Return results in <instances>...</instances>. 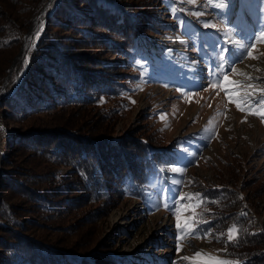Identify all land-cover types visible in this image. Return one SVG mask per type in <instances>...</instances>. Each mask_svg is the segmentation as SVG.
Returning a JSON list of instances; mask_svg holds the SVG:
<instances>
[{
	"label": "trees",
	"instance_id": "obj_1",
	"mask_svg": "<svg viewBox=\"0 0 264 264\" xmlns=\"http://www.w3.org/2000/svg\"><path fill=\"white\" fill-rule=\"evenodd\" d=\"M46 1L0 0V84ZM153 3L58 0L44 19L24 73L0 101L1 124L13 125L0 151V264H92L83 257L98 214L127 196L142 198L149 175L166 172L176 158V140L164 143L144 131L113 139L117 108L99 104L129 83L126 66L105 56L132 58L137 35L161 23ZM91 111L103 126L94 124ZM243 187L200 189L196 221L202 233L235 225L225 255L239 264H264V220L262 231L253 232ZM263 190L264 180L250 203ZM103 254L91 256L113 263Z\"/></svg>",
	"mask_w": 264,
	"mask_h": 264
},
{
	"label": "rangeland",
	"instance_id": "obj_2",
	"mask_svg": "<svg viewBox=\"0 0 264 264\" xmlns=\"http://www.w3.org/2000/svg\"><path fill=\"white\" fill-rule=\"evenodd\" d=\"M148 1L158 7L161 23L157 30L137 35L139 47L132 58L105 56L107 63L126 66L129 83L121 94L103 97L99 104L117 108L113 139L144 131L164 143L176 140L178 153L166 172L149 175L142 198L127 196L98 214L83 259L92 264H239L224 252L237 227L202 233L196 213L203 187L244 185L240 193L253 232L262 231L264 190L253 203L249 197L264 180V120L255 114L261 104L251 98L259 99L264 89V0ZM46 16L34 22L33 28H39L26 39L30 43L18 58L21 72L2 98L24 73ZM90 47V52L100 50ZM225 78L235 85L225 87ZM236 98L243 110L233 102ZM90 113L101 126L97 112ZM12 129L0 121V151ZM0 166L2 170V157ZM95 253L112 256L113 263L95 261Z\"/></svg>",
	"mask_w": 264,
	"mask_h": 264
},
{
	"label": "water",
	"instance_id": "obj_3",
	"mask_svg": "<svg viewBox=\"0 0 264 264\" xmlns=\"http://www.w3.org/2000/svg\"><path fill=\"white\" fill-rule=\"evenodd\" d=\"M50 1L51 0H47L46 1V3L40 8V10H39V12L37 13V15L31 20V23H30V25H29V29H28V31L24 34V36H23V38H22V44H21V46H20V48H19V52L16 54V56L13 58V60H12V62H11V64H10V66H9V68L7 69L8 70V73H7V75L5 76V78H4V80H3V82H2V84H1V87H0V98H2L3 97V95L5 94V92H6V90H5V83H6V81H7V79L10 77V74L13 72V68H14V66H15V63H16V61H17V59L19 58V57H21V56H23V54H24V52L26 51V49H27V43H26V39H28L29 38V36L32 34V33H34L36 30H38V28L37 29H33L32 28V24H33V22L38 18V16L40 15V13L42 12V10L50 3ZM58 1V0H57ZM57 1H56V3H57ZM55 3V4H56ZM55 6V5H54ZM53 6V7H54ZM53 9V8H52ZM46 16V15H45ZM45 18V17H44ZM44 20V19H43ZM1 100V99H0ZM0 163H1V157H0ZM2 170H1V166H0V175H1V172Z\"/></svg>",
	"mask_w": 264,
	"mask_h": 264
},
{
	"label": "snow or ice",
	"instance_id": "obj_4",
	"mask_svg": "<svg viewBox=\"0 0 264 264\" xmlns=\"http://www.w3.org/2000/svg\"><path fill=\"white\" fill-rule=\"evenodd\" d=\"M229 3H230V0H229ZM225 6L227 7V5H225ZM205 26L207 27L208 25L206 24ZM261 39H264V33L261 34ZM249 55L251 56V52L249 53ZM225 80H226L225 87H227V84H229V83L232 84V85H235V83H236L235 81H227V78H225ZM260 92H261L262 95H261V97L259 99H256L254 96L251 97V98L253 99L254 102H259L261 104V108L255 109V114L259 115L261 117V119L264 120V89H261ZM233 102L236 103V106H237L238 109L243 110V106H242V103H241L239 98L234 99ZM177 227L178 228L181 227L179 222L177 223ZM231 232H232V230L230 229L229 230L230 234H229V237H228L229 240L233 239V237L231 235ZM197 255H199V254H197ZM184 259H188V258L185 257ZM219 264H231V262L220 261Z\"/></svg>",
	"mask_w": 264,
	"mask_h": 264
},
{
	"label": "bare ground",
	"instance_id": "obj_5",
	"mask_svg": "<svg viewBox=\"0 0 264 264\" xmlns=\"http://www.w3.org/2000/svg\"><path fill=\"white\" fill-rule=\"evenodd\" d=\"M53 2H56L55 0H51L50 1V3L42 10V12L40 13V15L38 16V18H40V17H43V16H45L48 12H49V10L52 8V6H53V4H55V3H53ZM38 18L34 21V22H37V20H38ZM33 22V24H35ZM31 25L32 26V28H33V26L34 25ZM34 29V28H33ZM26 42H27V44H28V42L30 43V41L29 40H26ZM20 59H18L17 61H16V63H15V66H14V68H13V72L10 74V77L7 79V81H6V83H5V88H7V87H9L10 86V84L14 81V79L18 76V74L21 72V66H20ZM260 73H257V74H255L254 76H257V75H259ZM264 75V74H263ZM260 76H262V75H260Z\"/></svg>",
	"mask_w": 264,
	"mask_h": 264
}]
</instances>
